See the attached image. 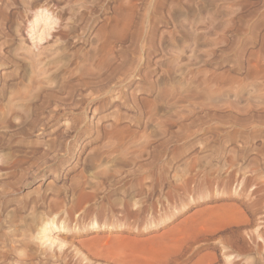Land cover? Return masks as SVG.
<instances>
[{"label":"rangeland","instance_id":"obj_1","mask_svg":"<svg viewBox=\"0 0 264 264\" xmlns=\"http://www.w3.org/2000/svg\"><path fill=\"white\" fill-rule=\"evenodd\" d=\"M46 42L68 93L0 155L48 157L8 208L66 221L49 264H264V0H0L10 84L4 59Z\"/></svg>","mask_w":264,"mask_h":264},{"label":"bare ground","instance_id":"obj_2","mask_svg":"<svg viewBox=\"0 0 264 264\" xmlns=\"http://www.w3.org/2000/svg\"><path fill=\"white\" fill-rule=\"evenodd\" d=\"M43 19H44V23H43L44 29L35 38V39H37L38 42L44 41L45 37L47 36V34H45L44 32L47 30V27L49 25V23H48L49 17L46 15L43 16L42 14H38L35 16L34 20L32 21V24L38 25L41 23V21ZM36 28L38 29V27H34V26L31 27L33 32L36 30ZM16 33H17V31H16ZM34 34H37V33H34ZM33 39H34V37H33ZM55 44H56L55 42H53L52 44H50V43L48 44V42H46L45 45L40 46L37 51H35L33 49V45H31L30 47H28L27 45H26L27 47L22 45V46H19L18 48H16L14 50V56L13 57L8 56V59H6V58H5L6 60L4 59V61L11 62V64L13 63V65L15 64L16 68L19 69L20 72L21 71L24 72V74H22V77L20 75V77L22 78L21 82L12 83V84H10L11 83V82H9L10 76H8L9 74L11 75V73H8V75H7V72L4 74H0V86H1V88H0V149L2 147L4 148L6 146V144L4 143V141H6L5 136L9 135V133H11L13 136H15L17 134V132H19V131L21 132V131L28 130L27 134H29V132H32V130L35 131L37 129L42 131V133H44L45 132L44 127H47V124L49 123V121L52 122V119L49 120L48 116L47 117L44 116L46 113V110L48 108L47 103L48 104L51 103L53 101V100H51L52 97L54 99L55 96H59L62 93H64L63 94V97H64V95L66 93L65 89H67V88H65L63 90L64 87L62 86V84L60 85L62 89L59 91L58 90L56 91V89L53 87V85H54L53 79L55 76L51 77V70H52L53 66L57 63V61H59V63H61V60H62L61 57H60L61 60L60 59L57 60L54 57L56 55L55 54L53 55L52 50L56 46ZM54 58L57 61L53 60ZM10 59H12V61ZM1 60H3V59H1ZM7 62H5V63H7ZM0 65L3 66L4 62L2 61ZM103 65L104 64H102V66ZM58 67H60V66H58ZM54 74H55V72H54ZM14 76L15 77L13 79H16V75H14ZM58 76L60 77V75H58ZM65 76H67V75H65ZM61 77H63V76H61ZM69 77H71V76H69ZM80 77H82V76H80ZM105 78H107V77H105ZM64 79H63V81H64ZM56 81H58V80L56 79ZM74 83H75V81H74ZM87 83H89V82H87ZM87 85H89V84H87ZM56 87H59V86H56ZM60 96H62V95H60ZM56 101L57 100H55V102ZM60 102H61V100H60ZM60 102H58V103H60ZM52 104H50V105L52 106ZM56 104L54 103V106ZM55 108L58 110L57 107H55ZM56 111H54V112H56ZM57 116L59 117L60 115H57ZM55 120L56 119H54V121ZM53 124H56V123H53ZM48 127H50V126H48ZM11 128H13V129L11 130ZM58 140L59 139H57L56 142ZM7 142H8V140H7ZM56 142L54 141L55 144H56ZM58 143H60V142L58 141ZM32 145L34 146L33 148L36 147L35 144H32ZM32 145H31V147H32ZM45 145H46V143L44 142L43 146L45 147ZM48 145H50V143ZM108 145H110V144H108ZM40 146L41 145H39V147ZM50 147H55V146L50 145L49 148ZM46 149H48V148H46ZM37 152L35 151V154L38 155ZM35 154L33 152L32 155L30 154L29 157L26 156V160L24 159L25 158V156H24V158L21 159V160L24 159L23 161L18 160L16 157H12V158H8V159L4 160L3 157L0 155V264H36V263L37 264H49L53 259H55V255H56L55 252H50V250L52 249V247L55 245V243L57 241V238H53L51 236V234L56 229H58V230L68 229V226H66V225H68L66 223V221L63 222L61 220H58L57 216H56V218L54 217L52 219L41 220V222L39 223V227L37 228L36 231H34V227L32 224L33 222L31 223V221H35V220H31V219L26 220V218L20 217L21 215L19 216V213L26 210L29 206L32 208V206L34 204H32V202H30V201L28 202L26 200H22L18 205V209L15 208V210H14L13 208L15 206L13 208L11 206L12 210L10 209L11 211H9L8 207L12 204L17 203V201L19 199V198H17V195L14 193L15 187L18 185L17 184L18 172H22L25 174L27 171H29L31 169L40 170L46 164V160L48 159L47 155L46 156H45V154H43L42 156L39 155L40 157L37 158ZM26 155H28V153H26ZM46 169H47V167H46ZM28 178H29V176H28ZM30 179H31V177H30ZM28 180L29 179H27V181ZM22 183H24V181ZM86 194L89 195V193H86ZM33 202H34V200H33ZM7 210L9 211L8 213H7ZM6 213L8 215H5ZM217 214H219V213L217 212ZM4 216H6L5 219H2ZM32 218H34V217H32ZM77 222H79V221H77ZM205 222H206V220H205ZM75 227H77V225ZM90 229L97 231L98 229H100V227L96 224H93L90 228H88V230H90ZM58 242H59V244L57 245V247L59 246L60 248H62V246H64V245L59 240H58ZM48 243H49V245H47L46 249L41 250V251H39L40 249L37 250V248L35 246V245H37L40 248L42 245L44 246V244H48ZM59 255H61V252H59ZM80 257H82V256H80ZM82 258H84V257H82ZM80 260H81V258H80ZM81 262L79 263V261H78L79 264H81ZM211 262H212V260H211ZM200 263H202V262H200ZM76 264H77V261H76Z\"/></svg>","mask_w":264,"mask_h":264}]
</instances>
